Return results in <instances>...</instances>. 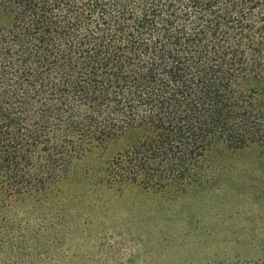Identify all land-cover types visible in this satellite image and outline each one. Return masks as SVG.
<instances>
[{
  "label": "trees",
  "instance_id": "trees-1",
  "mask_svg": "<svg viewBox=\"0 0 264 264\" xmlns=\"http://www.w3.org/2000/svg\"><path fill=\"white\" fill-rule=\"evenodd\" d=\"M221 146L264 165V0H0V246L36 254L4 264H56L99 188L204 186Z\"/></svg>",
  "mask_w": 264,
  "mask_h": 264
},
{
  "label": "rangeland",
  "instance_id": "rangeland-1",
  "mask_svg": "<svg viewBox=\"0 0 264 264\" xmlns=\"http://www.w3.org/2000/svg\"><path fill=\"white\" fill-rule=\"evenodd\" d=\"M205 166L208 182L188 192L99 188L66 202L69 212L62 220L63 211L55 216L66 228L65 251L56 258V242L37 252L51 250L56 264H217L264 255V165L258 153L221 146L207 153ZM81 202L86 209L93 204L90 217L77 211ZM6 242L0 264L11 253L31 261L36 255L17 239ZM51 255L45 257L49 262Z\"/></svg>",
  "mask_w": 264,
  "mask_h": 264
}]
</instances>
